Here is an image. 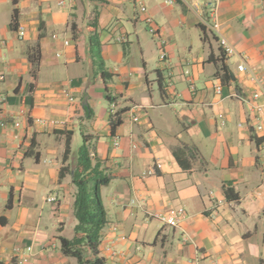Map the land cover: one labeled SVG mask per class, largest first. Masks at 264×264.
<instances>
[{
	"label": "crops",
	"instance_id": "crops-1",
	"mask_svg": "<svg viewBox=\"0 0 264 264\" xmlns=\"http://www.w3.org/2000/svg\"><path fill=\"white\" fill-rule=\"evenodd\" d=\"M166 1L0 0L1 264H80L60 237H75L72 175L85 142L111 178L106 264H264V0H218L230 57L210 30L217 0ZM179 208L178 228L158 219Z\"/></svg>",
	"mask_w": 264,
	"mask_h": 264
},
{
	"label": "trees",
	"instance_id": "trees-1",
	"mask_svg": "<svg viewBox=\"0 0 264 264\" xmlns=\"http://www.w3.org/2000/svg\"><path fill=\"white\" fill-rule=\"evenodd\" d=\"M96 54L100 57L98 48ZM29 59L33 65L32 74L35 77L38 72V51L35 50L29 56ZM103 76L109 77L110 75L105 72ZM120 124L121 121L117 116L112 121L113 132ZM72 158L71 144L68 141L63 159L64 166L60 172L61 181L67 175H71ZM72 176L76 191L73 210L77 225L75 227V237L72 240L60 237L62 248L66 253L76 257L80 264H106L102 258H99L102 232L107 225V212L103 204L101 189L110 184L111 178L104 173L99 163L93 165L86 142L78 152L77 169ZM225 194L229 201L239 199L230 189H227ZM89 256L91 257L90 260Z\"/></svg>",
	"mask_w": 264,
	"mask_h": 264
},
{
	"label": "built area",
	"instance_id": "built-area-1",
	"mask_svg": "<svg viewBox=\"0 0 264 264\" xmlns=\"http://www.w3.org/2000/svg\"><path fill=\"white\" fill-rule=\"evenodd\" d=\"M166 2H167V4L170 5V4L174 3V0H167ZM219 7H220V5H219L218 0L209 4V15L211 16V20H212L210 30L213 31L218 36V42H219L220 48L223 50L224 54L226 56H229V57L234 56V55H236V51H235L234 47L221 34V24H220V20H219ZM140 10L142 13L147 12L146 7H144V6H142ZM146 23L149 25V28H150L149 31L153 36H156L159 34V31L152 26L153 25L152 19L147 18ZM18 35H19V39H21V40L25 37V31L23 28L19 29ZM54 38L57 39L58 36H54ZM122 41H124V40H121V42ZM68 44H69V42L66 41L65 45H68ZM162 44H164V42H162ZM160 60L162 62H167V60H168L167 53L162 52V54L160 56ZM238 70L241 73H247L248 72L251 75L252 80L254 82H256L257 84L261 83V80L252 71H249L245 64H240L238 66ZM192 89L194 90V88H192ZM216 91H217V94H221L222 93V87L221 86L217 87ZM238 97L242 101H245V102L247 101V99L244 98L242 95H238ZM261 97H262L261 93H255L253 95V100L257 101ZM71 100H73V99H71ZM138 108L139 107H136L135 109H138ZM114 109H115V105H112V110L114 111ZM256 110L259 113V116L257 119V121H258L257 131L263 132L264 131V124H263V122H264V107H257ZM134 120H135V122H138V118H135ZM15 126H20V120L19 121L17 120L15 122ZM119 145H120L119 139L115 138L114 139V146L118 147ZM133 147L135 148V146H133ZM263 157H264V155H263ZM159 168H161V167L159 166ZM49 201L54 202L55 199H50ZM185 216H186L185 210L182 208H179V209L171 210L166 215L158 216V219L168 227L178 228L180 226L182 219L185 218ZM27 251L29 253H31L33 251V248L28 247Z\"/></svg>",
	"mask_w": 264,
	"mask_h": 264
},
{
	"label": "rangeland",
	"instance_id": "rangeland-1",
	"mask_svg": "<svg viewBox=\"0 0 264 264\" xmlns=\"http://www.w3.org/2000/svg\"><path fill=\"white\" fill-rule=\"evenodd\" d=\"M80 145H82V141H81V144ZM73 147H74V152L76 153L78 151V148H79V143L78 144L77 143H74L73 144Z\"/></svg>",
	"mask_w": 264,
	"mask_h": 264
},
{
	"label": "water",
	"instance_id": "water-1",
	"mask_svg": "<svg viewBox=\"0 0 264 264\" xmlns=\"http://www.w3.org/2000/svg\"><path fill=\"white\" fill-rule=\"evenodd\" d=\"M75 170H73V174H74Z\"/></svg>",
	"mask_w": 264,
	"mask_h": 264
}]
</instances>
